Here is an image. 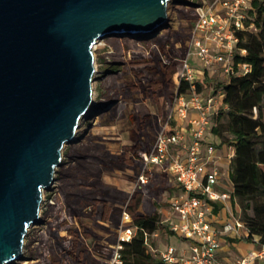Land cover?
I'll use <instances>...</instances> for the list:
<instances>
[{
    "label": "water",
    "instance_id": "95a60500",
    "mask_svg": "<svg viewBox=\"0 0 264 264\" xmlns=\"http://www.w3.org/2000/svg\"><path fill=\"white\" fill-rule=\"evenodd\" d=\"M169 1L0 0V264L22 256L61 148L93 105V45L156 33Z\"/></svg>",
    "mask_w": 264,
    "mask_h": 264
},
{
    "label": "trees",
    "instance_id": "16d2710c",
    "mask_svg": "<svg viewBox=\"0 0 264 264\" xmlns=\"http://www.w3.org/2000/svg\"><path fill=\"white\" fill-rule=\"evenodd\" d=\"M246 13L245 24H253V28L237 32L233 72L229 74L227 81L215 84L216 89L223 92L221 102L226 108L219 107L211 116L206 134L217 145L229 142L233 146L229 179L235 201L238 200L242 209L240 218L249 229V235L245 239L250 240L252 234H257L264 241V0H251ZM241 49L245 50L244 53ZM178 62L177 58L165 53L146 56L139 48L132 52L128 67L133 80L129 83V89L138 95L132 96L133 109L129 113L131 143L123 145L124 155L130 166L141 167L139 154L151 147L147 131L153 127L157 114L149 109L145 100L152 99L158 104L162 97L168 110L175 93L186 90V82L181 81L176 86L173 80ZM240 63H246L248 70L243 72ZM209 82L211 83V78L205 70L197 81L199 89ZM93 157L103 164L106 162L104 165L108 166L107 160L99 154H94ZM111 158L119 159L113 155L109 157ZM150 177L151 173H148V180ZM170 186L174 192L176 187L171 182ZM151 187L152 184L146 182L132 192L115 190L116 194L125 198V211L136 226L132 238L123 241L119 250L120 262L116 264H164L159 256L148 251L145 244V234L153 233L161 224L160 212L148 197ZM59 192L63 202L60 211L65 209L67 216L60 212L59 216L47 224V231L58 244L62 238L60 231L65 229L70 237V244L65 247L62 243L59 244L64 255L75 259L79 264H92L93 257L84 248L83 241L96 237L97 234L85 225L82 217L119 223L120 215L113 213L109 197L102 195L95 186L81 191L73 185L68 187L61 184ZM83 201H88V210H84ZM219 207V204H215L214 210ZM72 221L78 226H71ZM55 247L54 243L49 244L42 259L47 255L52 257ZM40 263L34 261L29 264Z\"/></svg>",
    "mask_w": 264,
    "mask_h": 264
},
{
    "label": "rangeland",
    "instance_id": "374dc122",
    "mask_svg": "<svg viewBox=\"0 0 264 264\" xmlns=\"http://www.w3.org/2000/svg\"><path fill=\"white\" fill-rule=\"evenodd\" d=\"M190 1L197 2L200 0H170L167 4L168 19L166 23L149 37L136 38L130 35L114 34L104 37L101 39L100 44L93 48L96 70L92 81V106L103 109V111L94 120L84 117L77 127H81V129L78 132L76 131V139L63 144L61 164L55 169L54 180L50 187L42 190L39 218L27 228L23 240L22 256L6 264H23L24 259L27 261H40V264H79L75 259L66 257L59 245L62 243L65 247L70 244L67 231L65 229L60 231L62 238L58 244L54 242L47 231L49 222L63 212L64 216H67L65 209L60 211V207H63L59 192L61 184L68 187L73 185L81 191H86L89 187L95 186L102 195L109 197V204L113 213L120 215L119 223L95 220L83 216L82 220L85 225L97 234L96 237L84 240L83 246L93 257L92 264L95 262H99V264L100 262L101 264H116L112 261V256L121 229L125 198L116 194L115 190L132 192L139 187L137 177L140 171V167L128 164L129 161L123 150V145L131 143L129 113L133 109L132 96L138 95L129 89V83L133 80V75L129 70L128 61L132 57L133 50H138V48L146 56L163 55L165 53L177 58L179 61L187 49L189 24L191 19L194 18L192 9L184 7L182 3L190 4ZM124 38L136 41H128ZM166 38H169V41H166ZM189 62L193 66L200 65L194 53L189 55ZM179 63L180 61L177 69ZM206 71L209 72L208 77L211 78V83L204 84L202 90L212 91L220 98L222 91L217 90L215 84L227 81L228 75L216 64ZM145 103L152 112L157 114L153 127L147 131L148 140L152 143L160 128V122L165 119L168 110L162 97L158 104L152 99H146ZM219 107L224 109L226 105L220 100ZM206 139L209 140L207 134ZM227 144L230 145L229 142ZM94 154H99L104 160H107L108 166L104 165L106 162L103 164L94 158ZM111 155L119 157V159H109ZM147 184H152V187L148 190V197L151 202L156 204L160 212V221L163 222L166 219L165 210L168 209L167 198L172 193L169 177L160 167L153 166ZM88 204V201L82 202L84 210H88ZM232 207L236 215L242 217V209L238 200L235 203L232 202ZM69 220L71 221L70 218ZM70 225L78 226L75 221L70 222ZM158 233L157 237H150V247H147L148 251L156 257L165 245L171 244L178 248L182 244L179 236L169 234L165 223L159 225ZM51 243L56 246L54 255L52 257L47 255L45 259H42ZM230 252L234 259L240 255L234 248H231ZM257 263L264 264V258Z\"/></svg>",
    "mask_w": 264,
    "mask_h": 264
},
{
    "label": "built area",
    "instance_id": "2783aa9c",
    "mask_svg": "<svg viewBox=\"0 0 264 264\" xmlns=\"http://www.w3.org/2000/svg\"><path fill=\"white\" fill-rule=\"evenodd\" d=\"M251 0H200L185 3L192 9L194 19L189 28L187 49L179 60L174 73L175 85L187 83L186 90L175 93L167 115L160 122L151 147L140 154L142 166L137 177L140 186L148 181L153 166L167 173L176 187L168 195L167 230L186 240V253L179 254L176 247L165 245L158 252L164 264H255L264 258V241L252 234V249L233 260H223L218 255L223 235H249L245 222L230 210L220 226L213 221L215 204H231L235 201L232 183L217 163L219 145L206 139L210 118L220 105V98L212 91L199 89L197 81L205 70L216 64L226 75L233 72V54L238 41L237 32L250 30L253 24H245L246 12ZM244 49L241 52L244 53ZM194 53L199 66L189 62ZM247 71L246 63L239 64ZM221 91V90H220ZM232 153L229 155L232 157ZM121 229L112 261L120 262L119 250L123 241H129L136 229L131 216L124 210ZM158 236V229L145 234V244L150 247V237Z\"/></svg>",
    "mask_w": 264,
    "mask_h": 264
},
{
    "label": "crops",
    "instance_id": "0c3cea01",
    "mask_svg": "<svg viewBox=\"0 0 264 264\" xmlns=\"http://www.w3.org/2000/svg\"><path fill=\"white\" fill-rule=\"evenodd\" d=\"M209 74V72H208ZM221 97V96H220ZM234 153V148L232 145H228L227 143H222L218 146L217 151H216V156H217V163L221 166L223 171L225 173H228L229 175V170H230V154ZM171 184L173 185V182L170 180ZM220 207L215 211L213 210L212 212V217L214 224L216 226H220V223L225 220L227 217L228 213L230 210H233L232 208V203L231 204H226L222 205L218 203ZM168 207V203H167ZM166 216L168 214V209L165 210ZM169 231V230H168ZM159 234V233H158ZM169 234H173L169 231ZM170 235H169V240H170ZM157 237V236H156ZM246 236L244 234L241 235H223L221 236V247L218 250V255L221 259L223 260H233L234 257L232 256V253L230 252V249L234 248L237 250V252L242 255L243 253H246L250 249L254 247V245L250 242V240L245 239ZM182 241V244L179 245L177 248L179 254L186 253L187 251V242L186 240L180 238ZM231 253V255H230ZM255 264H258L257 262Z\"/></svg>",
    "mask_w": 264,
    "mask_h": 264
},
{
    "label": "bare ground",
    "instance_id": "6f19581e",
    "mask_svg": "<svg viewBox=\"0 0 264 264\" xmlns=\"http://www.w3.org/2000/svg\"><path fill=\"white\" fill-rule=\"evenodd\" d=\"M182 5L184 6V7H186L185 6V3H182ZM179 6V5H178ZM162 32V31H161ZM151 33H145V32H141V33H135L134 35L135 36H139V37H149V35H150ZM124 39H126V40H128V41H136V40H134V39H130V38H124ZM100 41H101V39L100 40H97L96 42H95V44L93 45V47L92 48H95L98 44H100ZM93 83V82H92ZM92 86H93V84H92ZM100 110V108H97V107H95V106H90L89 108H88V110L85 112V114L83 115V116H81L80 117V121H79V125L81 124V120L84 118V117H89L91 120H94V119H96V118H98V116H99V113H97L98 111ZM79 129H81V127L80 128H77L76 129V131L78 132L79 131ZM76 132V133H77ZM76 135L77 134H75V138H76ZM31 262H34L33 260H25L24 259V261H22V263L23 264H29V263H31Z\"/></svg>",
    "mask_w": 264,
    "mask_h": 264
}]
</instances>
